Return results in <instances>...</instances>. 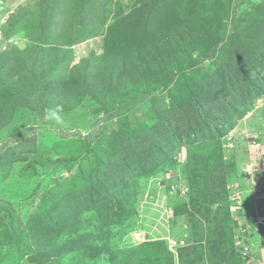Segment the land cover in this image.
I'll use <instances>...</instances> for the list:
<instances>
[{
	"label": "rangeland",
	"instance_id": "obj_1",
	"mask_svg": "<svg viewBox=\"0 0 264 264\" xmlns=\"http://www.w3.org/2000/svg\"><path fill=\"white\" fill-rule=\"evenodd\" d=\"M49 1L0 0V50L16 47L24 60V50L40 44L61 53L54 57L58 65L50 76L56 83L34 86V98L43 99L44 107L26 108L20 102L8 111L0 105V142H24L16 150L22 163L0 168V264H107L106 251V259L103 252L95 256L94 245L108 246L119 252V259L130 260L136 247L139 256L150 259L156 257L152 249L159 247L171 251L174 264H233L232 257L220 260L233 247V261L264 264V225L258 227L264 218L262 50H247L245 40L240 49L244 67L229 69L230 79L222 81L227 87L218 94L214 90L220 81L209 79L217 63L201 58L206 52L200 44L205 31L224 44L233 17L241 23L254 18L262 25L264 0H193L179 6L180 11L193 10L189 18L200 32L192 38L193 48L180 50L167 69L174 80L166 84L157 74L141 77L138 69L129 67L113 84L105 77L107 88L95 94L83 93L81 85L101 83L107 69L103 55L108 25L124 20L145 1L87 0V9L81 8L86 0H59L53 9L52 3L47 8ZM89 13H94L91 24L85 22ZM50 14L64 21L62 27L56 28L59 22L55 29L47 27ZM161 76L166 78L164 71ZM26 77L21 73V80ZM232 81H239V88ZM198 84L201 91L213 92L209 104L223 106L226 129L217 138L225 159L237 155V171L223 181L228 190L224 201L215 193L213 201L193 214L198 186L207 193L213 188L201 174L206 161L201 149L211 144L200 146L193 144L198 142L193 137L187 139L190 92L184 87L196 88L197 94ZM136 142L157 143L149 151L155 160L166 142L178 143L155 171L133 174L118 190L94 191L97 182L112 185L106 161ZM217 182L221 186L219 178ZM247 193L251 196L245 199ZM200 224L201 231L210 229L202 238ZM216 244L218 251L212 253ZM80 246L84 249H77ZM169 258L162 253L155 264H166ZM118 262L123 264L122 259Z\"/></svg>",
	"mask_w": 264,
	"mask_h": 264
},
{
	"label": "trees",
	"instance_id": "obj_2",
	"mask_svg": "<svg viewBox=\"0 0 264 264\" xmlns=\"http://www.w3.org/2000/svg\"><path fill=\"white\" fill-rule=\"evenodd\" d=\"M144 1L142 7L139 5L133 12H131L132 14L125 17L124 20L115 21L108 25L104 37L106 51L103 55L107 69L101 73V83L99 85L92 84L90 80L86 87V83L83 85L84 87L81 85V91L83 93L95 94L98 91H103L105 77H107L111 84H113L114 80L117 82L122 79L123 74L129 67L138 69V73L139 75L141 74V77H143L144 74L146 76L150 75L151 77L157 74L159 80H161V82L165 81L166 84L174 80V75L169 74L167 69L172 68L170 65L174 64L173 60L180 57V50L193 48L195 42H193L192 38L200 32L193 24V20L189 18L193 16V10L189 8L190 13L186 10L180 11V8L186 5L185 3H190L193 0ZM195 2L196 1L194 0L193 3ZM51 3L52 5L50 6ZM58 3L59 0L57 2L56 0H50L48 4L45 2V4L48 5L47 8L50 6L52 9L56 6L58 7ZM88 4L90 3L86 0L81 8L87 9L89 7ZM145 8L146 10H144ZM59 13L62 14V11ZM53 14L55 16L57 15L55 13ZM93 15L94 13L88 14L85 20L87 24L91 22ZM51 16V14L47 15V22L52 20V22L47 23V27L55 29L58 22L59 25L56 28L62 27L64 21L62 19L59 20V16H57V19L56 17L50 18ZM201 19L202 18H200V20ZM232 20L233 27L228 34V38L225 37L223 39V42H225L224 44H222L221 40L216 37V34L211 35L212 31H209L208 33L205 31L206 34L200 40L204 52L207 53H204L201 58L210 57L213 62L217 63L209 74V79L220 81L218 86L214 85V91H217L218 94H221L222 89L225 91V87H227V85L222 86V81H225V76L228 80L230 79L231 74L229 69L233 66L236 68L244 67L245 62L243 61V58L240 57V52L242 51L240 49H242L245 40L248 41L246 44V48H248L247 50L257 52L258 49H261L262 56L264 57V23L262 24L263 26H258L259 24L254 21V18L251 20V23H241L236 17H233ZM85 22L82 25H85ZM208 24L209 23H205L204 25L208 26ZM78 25L81 27V24L78 23ZM47 30L48 29H46V31ZM150 31L152 32L150 33ZM164 34L172 35L169 37ZM196 37L198 38L199 36L197 35ZM172 38L173 40H171ZM44 45L40 44L39 47H34L32 51L24 50L25 60L27 61L18 54V48L16 47L7 50H0V105L2 104L4 110L7 109L9 111L11 110L12 105H15L16 103L20 104V102L26 108L30 107L33 109L35 107H44L45 104L43 103V99L34 98L37 96V93L34 92V86L44 85L47 87V85H49L52 87L56 83L57 79L51 80L50 76L51 73H55L56 66L58 65L55 63L56 59H54V57H61L59 50L55 51L51 49L46 51ZM143 48L147 49L142 51ZM174 52L176 55H174ZM119 62H121V66L117 67ZM112 64L114 66H111ZM163 71L165 72L166 78L161 76L163 75ZM180 71L182 72L181 69L179 72ZM24 72L28 74V77L23 81L20 77L21 73ZM30 79H33L34 82L32 83V80L30 81ZM203 81H205V79ZM208 82L213 81L208 80ZM238 82L232 81V84L239 88ZM188 84L190 83L186 82L184 85ZM198 86L199 90L197 89V94L196 88H189L188 86L184 87V90L190 92L188 109L191 116H188L190 121L187 124V128L189 129L187 139L193 137V140L198 141L193 142V144H198L200 146L205 143L211 144L212 148L208 150L201 149V155L204 154V159L206 160L204 164L205 169H201V174L206 177L205 182L207 181V184H211L213 188H210L209 193H207V191L204 192L202 190L201 186H198V193H196V196H193V200L195 201L193 204V214L208 202L213 201L215 193H217L218 201H224L223 197H228V190L225 189V183L223 181L226 182L229 180L237 171V155L235 154L236 156L232 155L228 159H225L221 153V142H219L217 138V136L221 135L226 129V121L224 119V114L221 111L223 110V106L219 105L217 102H215V104H209L208 100L211 99L208 95L213 92L211 90L210 92L201 91V84H198ZM106 88L107 87H105L104 90ZM3 91H7L8 93L2 95L4 93ZM11 94L15 95L11 96ZM246 99H249V97H246ZM242 101L245 102L244 99H242ZM206 104H208L210 108H207ZM207 139L212 140V142H207ZM23 143L24 142H21V144ZM175 143L178 142H166L162 152L157 153L156 160L151 157L152 155L149 152L152 146L157 145V143L153 145V142H136L131 150L122 149L117 151L110 160L106 161L109 172L106 170L103 171V173H105V171L109 173L108 176L113 181L112 185L108 187L106 184H100L97 182L98 187H95L94 191L98 189L109 192L115 189L118 190V188L123 185L126 180H129L130 176L133 174H137L139 171V173L147 170L155 171L157 167L161 165V162L171 156V153L175 148ZM21 144L20 142L13 141L0 142V168H12L13 165H17L23 160L21 158L22 154L16 151ZM116 144L119 146L121 142H117ZM144 165H146V167ZM117 170L120 176L117 175ZM124 171H126V173L128 171V174H124ZM217 178H219L221 186H218L220 183H218L219 181L217 182ZM228 182L230 183V181ZM226 202L227 201L223 203ZM220 205L217 206L218 209H220ZM1 209H4L2 203L0 204V210ZM201 227L202 225L200 224L198 226V231L201 233L199 236L202 238L203 233H209L210 229L207 231H201ZM263 232L264 230L262 233ZM196 237L197 236L193 239L199 241L200 237ZM216 245V247H211L212 253L213 251H218L217 248L220 244ZM94 246L97 247L94 251L96 254L95 256H99L101 255V252H103L102 256L106 259L104 250L106 251L108 260L107 264L120 263L118 261H121V259L123 261L121 263L123 264H155V261L161 257L162 253L170 255L166 264H174V257L171 251L168 250V252H165L159 247H154V249H152L156 256L153 259H150L151 257L149 256H139L140 249L136 247L134 249V259L130 260L124 258L119 259V252L111 250L108 246L105 248L99 245ZM81 248H83V246H80L77 249L81 250ZM111 251L115 253L111 254ZM231 257L233 264H239L238 262L233 261L235 260L233 247L231 251L227 253L226 259L222 256L220 260L229 259L230 261ZM222 263L224 264L225 262L222 261Z\"/></svg>",
	"mask_w": 264,
	"mask_h": 264
},
{
	"label": "crops",
	"instance_id": "obj_3",
	"mask_svg": "<svg viewBox=\"0 0 264 264\" xmlns=\"http://www.w3.org/2000/svg\"><path fill=\"white\" fill-rule=\"evenodd\" d=\"M262 183H263V186H264V182H262ZM249 195L251 196L250 193L245 194V195H244V198L247 199V198L249 197ZM262 221H263L262 224H259L258 227H261V225H264V218L262 219ZM261 228H262V227H261Z\"/></svg>",
	"mask_w": 264,
	"mask_h": 264
},
{
	"label": "built area",
	"instance_id": "obj_4",
	"mask_svg": "<svg viewBox=\"0 0 264 264\" xmlns=\"http://www.w3.org/2000/svg\"><path fill=\"white\" fill-rule=\"evenodd\" d=\"M264 166V165H263ZM262 172L264 173V168L262 167ZM231 207V209L233 208V207H236V206H230Z\"/></svg>",
	"mask_w": 264,
	"mask_h": 264
},
{
	"label": "clouds",
	"instance_id": "obj_5",
	"mask_svg": "<svg viewBox=\"0 0 264 264\" xmlns=\"http://www.w3.org/2000/svg\"><path fill=\"white\" fill-rule=\"evenodd\" d=\"M264 163V162H263ZM262 167H263V164L261 165V175H263L264 176V173L262 172Z\"/></svg>",
	"mask_w": 264,
	"mask_h": 264
}]
</instances>
